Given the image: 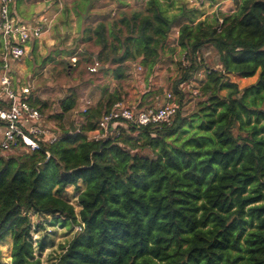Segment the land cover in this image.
<instances>
[{
  "label": "trees",
  "instance_id": "16d2710c",
  "mask_svg": "<svg viewBox=\"0 0 264 264\" xmlns=\"http://www.w3.org/2000/svg\"><path fill=\"white\" fill-rule=\"evenodd\" d=\"M235 4L222 23L193 25V11L169 15L162 0H148L96 26L99 67L113 66L123 79L125 65L138 61L147 80L176 52L170 33L180 26L185 58L168 93L177 113L163 124L120 121L118 136L93 142L88 134L122 96L87 111L73 133L63 125L78 101L72 90L53 117L56 143L0 149V245L12 239L11 264H42L33 214L78 228L55 264H264V0ZM206 47L218 53V69L206 66ZM203 69L207 78L186 115L184 85ZM257 75L246 88L231 79ZM28 101L47 117V103ZM69 187L79 192L78 211Z\"/></svg>",
  "mask_w": 264,
  "mask_h": 264
},
{
  "label": "crops",
  "instance_id": "0c3cea01",
  "mask_svg": "<svg viewBox=\"0 0 264 264\" xmlns=\"http://www.w3.org/2000/svg\"><path fill=\"white\" fill-rule=\"evenodd\" d=\"M55 2L54 0H16L11 8V13L17 23L39 25L45 20L52 22L51 31L41 40L30 42L27 54L22 59L30 58V63L24 69V76L27 78L28 74V78L32 83L37 80H47L48 82L51 81V84L54 83L55 79L51 76L49 70L54 73L55 68L62 69L63 61L73 63V65H69L71 70L77 69L80 64V67H82L83 59L92 58V61L96 64L99 47L92 40L96 26L102 22L111 23L110 19L116 17L118 11H123L125 8L143 10L148 0H79L76 4L80 5L81 9H70L67 14L62 12V3L55 4ZM162 2L169 15L179 13L184 7L188 11H193V14H190V17L194 19L193 25L200 21L222 22V15L230 14L236 8L235 0H225L217 6H211L210 0H162ZM209 6L215 7L214 10L211 13H203L202 9ZM183 23H189V21L186 20ZM179 33L180 26L172 29L169 47L175 48L176 52L172 56L165 57L148 80L145 68L137 61L125 65L126 78L118 79L114 67L105 66L98 68L96 74L92 75L94 78L85 82L78 81L70 86L69 88L74 89V92H76L78 101L71 113L64 114V127L71 128V120L75 117V124L79 131V127L86 122L85 115L87 113H84L85 109L87 111L95 109L101 104H105L110 96L118 93L121 94L122 100L137 110L164 104L175 77L174 68L177 67L178 61L181 63L185 58V53L178 47ZM43 42L46 43V46L43 45ZM1 47L0 39V49ZM37 61L42 62L43 67L41 69L37 68ZM78 61L80 63H77ZM139 68H142V70H139ZM218 68L219 64L215 69ZM71 70H69V73ZM201 71L204 73V80L201 82L203 84L208 72L205 69ZM18 75L17 70L12 68L15 88L20 90L21 88L30 87L31 94L29 98L40 99L43 104L47 103L49 109H46V112L51 111V116L63 114L61 102L69 92H57L55 88H48L41 90L38 96L33 95L32 85L34 83L31 85L24 82L25 84L21 86L15 81L19 77ZM88 76L86 75L85 78ZM199 90H194V93L198 94ZM162 92H164V95L160 96ZM88 102L90 103L89 106ZM52 103L56 105L50 109ZM53 110H56L55 115L52 114ZM46 123L60 134L59 123L55 119H50L49 123L47 121ZM3 136L4 126L0 124V142H2Z\"/></svg>",
  "mask_w": 264,
  "mask_h": 264
},
{
  "label": "built area",
  "instance_id": "2783aa9c",
  "mask_svg": "<svg viewBox=\"0 0 264 264\" xmlns=\"http://www.w3.org/2000/svg\"><path fill=\"white\" fill-rule=\"evenodd\" d=\"M15 1L0 0V124L4 126L0 149L7 152L22 147L35 152L40 150L42 144L56 143L60 134L47 125L46 117L39 109L31 106L28 101L31 88H15L11 67L26 56L30 42L41 40L51 31L52 22L45 20L39 25L17 23L11 13ZM98 68L99 64L96 63L90 72L96 73ZM177 110L178 106L170 94L164 104L146 109L137 110L124 101L117 102L104 114L96 130L88 134V139L99 142L113 135L118 136V128L115 126H121L123 123L120 121L136 126L170 123Z\"/></svg>",
  "mask_w": 264,
  "mask_h": 264
},
{
  "label": "rangeland",
  "instance_id": "374dc122",
  "mask_svg": "<svg viewBox=\"0 0 264 264\" xmlns=\"http://www.w3.org/2000/svg\"><path fill=\"white\" fill-rule=\"evenodd\" d=\"M56 1L55 4L61 2L63 5V9L62 12L63 14H67V11H69L70 9H81L80 5H77L76 3L79 0H54ZM95 1V0H94ZM223 2H225V0H215L214 3L211 4L214 6L217 5H221ZM206 7L204 9H202L203 13H211L215 7ZM129 9L132 8H125L124 11H118L117 16L114 17L113 19H110L112 22L115 19L119 18V14H121L122 12H129ZM138 11H140V9H136ZM43 45L46 46V43L43 42ZM170 56V55H167ZM166 56V57H167ZM172 56V55H171ZM203 57L206 63V66H208L209 68H215L217 66V64H219V55L218 53L212 48V47H206L203 50ZM165 58V57H164ZM35 60H37V58H35ZM88 61H85V63H82V67H80V65L77 67V69H72L67 66H64L62 64V69H54V73L49 70V73L51 74V76L55 79L54 83H50L47 80H37L35 82L32 83L31 80H29L28 78V74H27V78H25L24 76V69L25 67L28 65V63H30V58L28 59H24L20 62H17L15 64H13L12 68L16 69L17 72L19 73V77L17 78V80L15 79V81L17 83H19V85L23 86V84L25 83H30L33 86V90L32 93L33 95H37L40 94L41 90H46L48 88H55V90L57 92H70L74 89H70V86H73L75 84V82H85L87 80H90L94 77H92L93 74L96 73H92L90 72V67H92L95 63L92 61L93 59H87ZM63 62H67V61H63ZM182 63V61H181ZM71 64L73 65V63L71 62ZM180 62H177V67L174 68V79H173V83L176 79L179 78V74H180V67H179ZM37 68L41 69L43 67L42 62L37 61L36 64ZM59 66V65H58ZM80 67V68H79ZM79 68V69H78ZM69 70L70 73H69ZM42 71V70H41ZM200 72V71H199ZM199 72L188 82L184 85V92H185V102H184V108H183V112L186 115H189L192 110L195 108V104L197 102V94L194 93V90H199L200 87L202 86V80H204V73L203 71H201L200 76H199ZM70 74V75H68ZM86 75H89L87 78H85ZM15 78V77H14ZM21 78V79H20ZM233 82L238 83V85L240 86V88H246L254 83H256L257 79H258V75L254 78L251 79H241L239 77H232L231 78ZM25 82V83H24ZM173 83L171 85V88L173 86ZM171 84V83H170ZM29 85V84H27ZM25 85V86H27ZM53 86V87H51ZM169 87V85H168ZM167 91V90H166ZM171 91V89H170ZM164 95V92H162L160 94ZM124 101V100H123ZM128 106L129 105L126 101H124ZM56 103V102H55ZM55 103H52L50 105V109L54 107V105H56ZM51 111H47L46 112V121L49 123L50 119H53L54 116L50 115ZM1 143V142H0ZM11 153V151L9 152H5L4 154H8ZM79 194V192L73 188V187H69L67 189V198L68 200L76 207L77 211H78V200H77V195ZM33 239H34V249H35V254L37 256V258H40L42 261V264H55V257L56 255L61 252L60 251V246L64 245L66 242L70 241L73 236L76 234V232H78V228L75 227L72 230H70L67 227H62L60 223H53V217L51 216H47V215H36L33 214ZM45 240V248L44 250H40V241ZM6 252V253H5ZM11 252H12V239L9 237L7 240L3 241L0 245V264H11ZM10 259V260H9Z\"/></svg>",
  "mask_w": 264,
  "mask_h": 264
},
{
  "label": "water",
  "instance_id": "95a60500",
  "mask_svg": "<svg viewBox=\"0 0 264 264\" xmlns=\"http://www.w3.org/2000/svg\"><path fill=\"white\" fill-rule=\"evenodd\" d=\"M71 130L73 133H77L78 132V129L76 127V124H75V117L72 118L71 120Z\"/></svg>",
  "mask_w": 264,
  "mask_h": 264
},
{
  "label": "bare ground",
  "instance_id": "6f19581e",
  "mask_svg": "<svg viewBox=\"0 0 264 264\" xmlns=\"http://www.w3.org/2000/svg\"><path fill=\"white\" fill-rule=\"evenodd\" d=\"M6 253V252H5ZM10 260V259H9Z\"/></svg>",
  "mask_w": 264,
  "mask_h": 264
}]
</instances>
